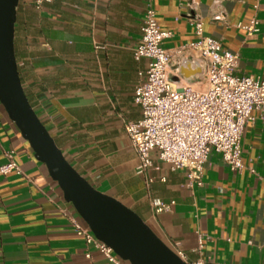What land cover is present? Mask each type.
Segmentation results:
<instances>
[{
    "label": "crops",
    "instance_id": "1",
    "mask_svg": "<svg viewBox=\"0 0 264 264\" xmlns=\"http://www.w3.org/2000/svg\"><path fill=\"white\" fill-rule=\"evenodd\" d=\"M148 7L171 34L165 49L195 42L201 23L204 37L237 56L235 76H264V0H51L40 8L19 0L14 52L24 93L72 168L136 213L185 263L264 264L260 112L244 127L241 172H231L212 151L202 186L189 188L186 172L171 170L153 151L152 184L136 174L123 122L142 116L134 90L148 61L135 60L132 50ZM179 72L190 82L198 69L186 63ZM9 159L21 174L0 175V264H111L74 233L71 219L84 222L0 104V166ZM152 199L173 205L155 214Z\"/></svg>",
    "mask_w": 264,
    "mask_h": 264
},
{
    "label": "built area",
    "instance_id": "2",
    "mask_svg": "<svg viewBox=\"0 0 264 264\" xmlns=\"http://www.w3.org/2000/svg\"><path fill=\"white\" fill-rule=\"evenodd\" d=\"M48 2L51 0H35V6L40 8ZM256 24L253 21L246 31H255ZM201 27L196 23L195 42L171 51L163 47L171 34L160 30L155 10L148 7L144 13L141 37L132 50L135 60L148 61L146 70L139 74L142 81L134 90V103L141 108L142 116L135 122L124 121L123 127L138 159L136 174L144 177L147 186L153 182L148 176L153 151L171 170L186 172L189 188L202 186L204 165L212 151L220 155L231 172H241L244 127L253 111L264 117V76H235L237 56L204 37ZM94 48H98L96 43ZM186 63L198 69L190 82L184 81L179 72ZM11 173L19 175L21 170L9 159L0 166V175ZM172 205L151 200L155 214L169 211ZM71 223L86 246L99 251L109 263L129 264L97 240L85 223L73 218ZM198 244L201 246V239Z\"/></svg>",
    "mask_w": 264,
    "mask_h": 264
},
{
    "label": "water",
    "instance_id": "3",
    "mask_svg": "<svg viewBox=\"0 0 264 264\" xmlns=\"http://www.w3.org/2000/svg\"><path fill=\"white\" fill-rule=\"evenodd\" d=\"M19 0H0V104L94 237L129 264H187L133 211L98 192L65 160L31 107L14 52Z\"/></svg>",
    "mask_w": 264,
    "mask_h": 264
}]
</instances>
